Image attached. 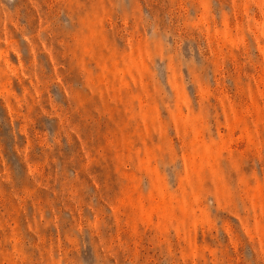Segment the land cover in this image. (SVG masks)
I'll list each match as a JSON object with an SVG mask.
<instances>
[{
    "label": "rangeland",
    "instance_id": "374dc122",
    "mask_svg": "<svg viewBox=\"0 0 264 264\" xmlns=\"http://www.w3.org/2000/svg\"><path fill=\"white\" fill-rule=\"evenodd\" d=\"M0 264H264V0H0Z\"/></svg>",
    "mask_w": 264,
    "mask_h": 264
}]
</instances>
